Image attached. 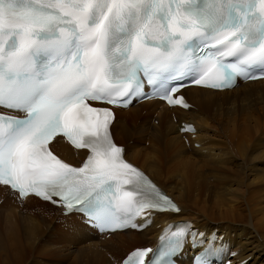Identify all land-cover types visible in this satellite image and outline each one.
<instances>
[{"label":"snow or ice","instance_id":"obj_1","mask_svg":"<svg viewBox=\"0 0 264 264\" xmlns=\"http://www.w3.org/2000/svg\"><path fill=\"white\" fill-rule=\"evenodd\" d=\"M256 73L264 0H0V185L102 231L179 213L123 158L113 108L150 93L187 108L176 94L188 84L221 90ZM62 141L87 150L80 166L56 154ZM176 227L164 248L133 250L118 264H175L185 245L199 250L192 264H212L223 251L219 234Z\"/></svg>","mask_w":264,"mask_h":264},{"label":"bare ground","instance_id":"obj_2","mask_svg":"<svg viewBox=\"0 0 264 264\" xmlns=\"http://www.w3.org/2000/svg\"><path fill=\"white\" fill-rule=\"evenodd\" d=\"M183 94L192 105L188 109L146 101L116 109L111 126L113 139L124 146V157L173 197L180 207L179 213L157 214L152 225L143 231L115 232L102 240L75 215L63 216L59 208L32 196L17 200L0 185V216L11 219L17 212H29L24 207L35 211L26 212L33 219L28 221L27 230L21 229L23 234L15 225L21 236H13L7 229V236H12L9 250L2 248L7 255L1 263L19 264L25 250L36 247L35 242L37 245L45 231L35 220L43 221L45 227L57 224L43 244H38L37 251L53 254L52 241L66 248L72 246L73 250H66L77 255L68 264H118L117 258L131 249L154 244L166 222L187 220L196 232L207 236L219 234L217 241L222 238L236 250L235 261L264 264V80L241 83L223 91L188 87ZM142 111L146 115L140 117ZM181 122L193 123L195 133H180ZM151 140L150 147L143 146L144 141ZM218 143L224 146L223 152ZM54 151L75 165L85 156L84 151L73 149L64 141ZM191 155L210 161L198 165ZM232 163H236V170L227 167ZM204 168L209 169L210 176L203 173ZM213 180L219 188L210 187L209 181ZM53 208L59 216L53 214ZM24 241L30 243L29 248Z\"/></svg>","mask_w":264,"mask_h":264},{"label":"rangeland","instance_id":"obj_3","mask_svg":"<svg viewBox=\"0 0 264 264\" xmlns=\"http://www.w3.org/2000/svg\"><path fill=\"white\" fill-rule=\"evenodd\" d=\"M143 114V115H142ZM141 115L142 116H145L146 114H145V112H141V114H140V117H141ZM155 124H157V120H155ZM153 141L151 140V142L149 141H144V144H143V146H145V147H150L153 143H152ZM129 145H132L131 143L129 144ZM218 145H219V147H220V151H224V146L222 145V144H219L218 143ZM198 144H194V147H196V148H198ZM202 155H206V154H202ZM190 157H194L193 159H197V161H198V165H200V163L202 164V165H206V163H205V161L208 163V161H210V160H208L207 161V159H205V158H200V159H198V158H196L194 155H191ZM206 158H208V157H206ZM203 159H205V160H203ZM209 159V158H208ZM200 160V161H199ZM203 161V162H202ZM236 163H232V164H229L227 167L229 168V169H232V170H236ZM205 169V171H203V173H205L206 175L207 174H209V169H207V168H204ZM207 170V171H206ZM213 173H215V172H213ZM211 175V173L209 174V176ZM209 185H210V187L212 188V189H217V188H219L220 187V185L216 182V181H209ZM25 208V210L27 209V210H29V212H32L31 214H33V212H35V211H33V209L31 210V208H28V207H24ZM53 214H55L56 216H59V214L57 213V210L56 209H54L53 208ZM24 211V210H23ZM27 212V211H26ZM26 212H17L16 213V217H13V218H16L15 220H13V218H11V219H8V218H6L5 216H3V217H5V218H3L2 216H0V244H5V245H0V264H2L1 263V261L2 260H4L5 258H6V256L5 255H7L6 254V252L4 253L3 252V250H2V248H6V249H8L9 250V245H10V238L9 237H11L12 235L11 234H13V236L14 235H16L17 234V232L16 231H18V229L20 230V231H18V232H21L22 234H23V230L25 229V230H27L28 228H27V226H29V224H30V222H28V221H30V220H32L33 219V216L32 215H27V214H29V212H27V214H26ZM25 213V214H24ZM20 216V218H18ZM29 216H31V218H29ZM54 217V216H53ZM10 220V221H9ZM12 220H13V222H12ZM5 221V222H4ZM15 221V222H14ZM18 221V222H17ZM22 221V223L23 224H25L26 223V226H24L22 223H20V222ZM12 222V223H11ZM37 225H41L40 226V228H42L43 227V229H41L42 231H45L44 232V234H42V238H39V239H41V240H39V242H38V244H43V242L50 236V233H52L53 232V230H54V226H56L57 224L56 223H53V224H51L49 227H45V226H43L42 225V222L43 221H41V220H35L34 221ZM39 222H41V224L39 223ZM56 222L58 223V222H62V221H60V220H56ZM208 223L210 222L209 220L207 221ZM4 223H6V226H5V224ZM17 223V224H16ZM19 223V224H18ZM29 223V224H28ZM12 225V226H9V225ZM28 224V225H27ZM17 227H19V228H17ZM23 227H22V226ZM54 225V226H53ZM8 226V227H7ZM15 228H14V227ZM10 227H12L11 229H10ZM9 228V229H8ZM17 228V230H15ZM24 228V229H23ZM9 231H11V234H8V235H10V236H7V233H9L8 232V230ZM14 229V230H13ZM21 229H23V230H21ZM52 230V231H51ZM14 233H13V232ZM50 231V232H49ZM17 234L18 236L20 235H22V234ZM49 235H48V234ZM47 234V235H46ZM44 235V236H43ZM46 235V236H45ZM45 237V238H44ZM9 238V239H8ZM3 241V242H2ZM52 241V240H51ZM5 242V243H4ZM36 243L37 242H35V246L36 247H34V248H32L31 249V251H27V250H25V252L23 253V255H22V260H21V262L19 263V264H68V261H70L69 259H75V255H77L76 254V252H70V251H67L66 249H69V250H73V248H72V246H70V248H66V247H63L61 244H59L58 245V243H54V241H52V243H51V248L54 250V253L53 254H47V253H40V252H38L37 251V249H40V248H38V244L36 245ZM54 243V244H53ZM136 244V243H135ZM135 244H133V245H135ZM24 245H25V247L26 248H29V245H30V243L29 242H27V241H24ZM58 246V247H57ZM60 247V248H59ZM37 248V249H36ZM58 248V249H57ZM263 248H264V245H263ZM63 249V250H62ZM56 251H58L56 254H55V252ZM62 251V252H61ZM65 251H67V252H65ZM66 253H67V255H66ZM5 254V255H4ZM59 254H61V255H65V257H64V255L63 256H61V255H59ZM70 254V255H69ZM59 256V257H58ZM67 257V258H66ZM65 258V259H64ZM65 260H67V261H65ZM3 264H7L5 261H4V263Z\"/></svg>","mask_w":264,"mask_h":264}]
</instances>
